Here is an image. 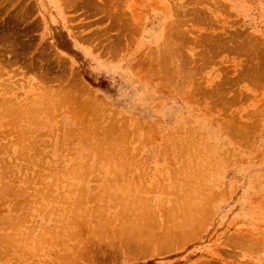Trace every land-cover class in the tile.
I'll list each match as a JSON object with an SVG mask.
<instances>
[{"label": "rangeland", "instance_id": "rangeland-1", "mask_svg": "<svg viewBox=\"0 0 264 264\" xmlns=\"http://www.w3.org/2000/svg\"><path fill=\"white\" fill-rule=\"evenodd\" d=\"M0 67V264H264V0H0Z\"/></svg>", "mask_w": 264, "mask_h": 264}, {"label": "bare ground", "instance_id": "bare-ground-1", "mask_svg": "<svg viewBox=\"0 0 264 264\" xmlns=\"http://www.w3.org/2000/svg\"><path fill=\"white\" fill-rule=\"evenodd\" d=\"M112 6H113V5H112ZM117 9H118V8H117ZM129 24H130V23H129ZM168 26H169V25H168ZM173 26H174V25H173ZM169 32H170V31H169ZM163 40H164V39H163ZM171 43H172V42H171ZM167 46H168V45H167ZM179 53H180V52H179ZM9 54H10V53H9ZM175 56H176V55H175ZM179 57H180V56H179ZM181 58H182V57H181ZM173 59H174V58H173ZM156 60H157V59H156ZM180 60H181V59H180ZM183 60H184V59H183ZM209 61H210V60H209ZM1 63H2V62H1ZM169 64H170V63H169ZM1 65H2V64H1ZM3 65H4V64H3ZM166 65H167V64H166ZM249 67H250V66H249ZM0 68H1V67H0ZM5 68H7V67H5ZM5 68H4V69H5ZM1 69H2V68H1ZM9 70H10V69H9ZM2 72H4V71H2ZM2 72H1V73H2ZM7 72H8V71H7ZM145 72H146V71H145ZM146 73H147V72H146ZM161 73H162V72H161ZM161 76H162V75H161ZM175 77H176V76H175ZM163 79H164V78H163ZM188 80H189V79H188ZM188 80H187V81H188ZM168 82H169V81H168ZM179 84H180V83H179ZM180 85H181V84H180ZM43 88H44V87H43ZM63 100H64V99H63ZM3 101H4V100H3ZM1 103H2V102H1ZM4 103H5V102H4ZM15 108H16V107H15ZM28 108H29V107H28ZM16 109H17V108H16ZM31 109H32V108H31ZM22 110H23V109H22ZM22 110H21V111H22ZM24 110H25V109H24ZM27 110H28V109H27ZM27 110H25V112H27ZM2 111H4V110H2ZM20 113H23V112H20ZM8 114H9V113H8ZM6 115H7V114H6ZM23 115H24V114H23ZM23 115H22V116H23ZM17 116H18V115H17ZM29 116H30V115H29ZM31 116H33V115H31ZM34 116H35V115H34ZM78 117H79V116H78ZM18 119H19V118H18ZM23 119H24V118H23ZM23 119H22V120H23ZM25 119L27 120V118H25ZM25 119H24V120H25ZM32 119H35V118H32ZM32 119H31V120H32ZM31 120H30V121H31ZM20 121H21V120H20ZM30 121H28V122H30ZM24 122H25V123H24ZM24 122H23V124H26L27 121H24ZM33 122H35V121H33ZM2 123H3V122H2ZM4 123H5V122H4ZM4 123H3V124H4ZM18 123H19V122H18ZM13 124H14V123H13ZM23 124H20V125H23ZM32 124H33V123H32ZM15 125H16V124H15ZM30 125H31V124H30ZM17 126H18V125H17ZM15 127H16V126H15ZM27 128H29V127H27ZM19 129H22V127L20 126ZM19 129H18V130H19ZM29 129H31V127H30ZM8 130H9V128H8ZM23 130H24V129H23ZM31 130H32V129H31ZM34 130H35V127H34ZM20 131H21V130H20ZM20 131H19V132H20ZM24 131H25V130H24ZM11 133H12V132H11ZM22 133H23V132H22ZM32 133H34V132H32ZM24 134H25V133H24ZM26 134H27V133H26ZM28 134H29V131H28ZM28 134H27V135H28ZM34 134H35V133H34ZM33 136H34V135H32V138H33ZM27 138H28V137H27ZM29 139H31V138H29ZM33 146H34V145H33ZM6 170H7V169H6ZM8 171H9V170H8ZM3 176H4V175H3ZM25 182H26V181H25ZM3 184H5V183H3ZM7 185H8V184H7ZM2 186H3V185H2ZM11 186H12V185H11ZM9 187H10V186H9ZM23 187H25V186H23ZM7 188H8V187H7ZM4 189H6V187H5ZM11 189H12V188H11ZM8 190H10V189H8ZM19 190H20V189H19ZM37 190H38V189H37ZM39 190H40V189H39ZM1 191H2V189H0V192H1ZM3 191H4V190H3ZM24 191H26V189H25ZM24 191H23V192H24ZM17 192H18V191H17ZM37 192H38V191H37ZM3 193H4V192H3ZM13 193H14V192H13ZM19 193H20V192H19ZM19 193H18V194H19ZM4 194H5V193H4ZM38 194H39V193H38ZM21 195H22V194H21ZM29 196H30V195H29ZM40 196H41V195H40ZM27 198H28V197H27ZM48 199H49V198H48ZM22 202H23V201H22ZM27 202H28V201H27ZM20 204H21V203H20ZM21 205H22V204H21ZM21 205H20V206H21ZM26 206H27V205H26ZM14 208H15V207H14ZM12 209H13V207H12ZM99 212H100V211H99ZM96 213H97V212H96ZM73 215H74V214H73ZM73 215H72V216H73ZM91 216L93 217V215H91ZM92 217H91V218H92ZM93 219H94V218H93ZM93 219H91V220H93ZM84 220H85V219H84ZM131 229H132V228H131ZM90 230H91V229H90ZM90 232H91V231H90ZM93 232H94V230H93ZM129 232H130V231H129ZM129 232H128V233H129ZM129 235H130V233H129ZM9 236H10V235H9ZM4 237H5V236H4ZM127 237H128V236H127ZM4 242H5V241H4ZM6 243H7V242H6ZM8 243H9V242H8ZM3 247H4V246H3Z\"/></svg>", "mask_w": 264, "mask_h": 264}]
</instances>
